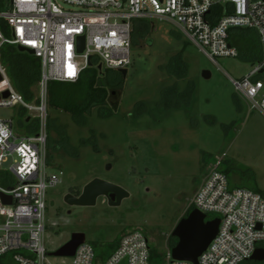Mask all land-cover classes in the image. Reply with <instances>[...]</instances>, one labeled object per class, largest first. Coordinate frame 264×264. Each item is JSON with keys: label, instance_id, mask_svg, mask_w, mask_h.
Returning <instances> with one entry per match:
<instances>
[{"label": "rangeland", "instance_id": "rangeland-1", "mask_svg": "<svg viewBox=\"0 0 264 264\" xmlns=\"http://www.w3.org/2000/svg\"><path fill=\"white\" fill-rule=\"evenodd\" d=\"M134 26L131 65L119 88L108 90L104 109L94 108L75 120L48 107L49 120L65 133L61 144L60 136L48 131L53 140V150L48 151L51 170L62 173L61 183L46 191L49 253L73 233H83L94 249L95 264H102L99 255L110 243L139 229L149 239L152 261L166 264L173 229L190 208L209 163L222 153L226 158L220 171L229 190L247 189L264 196V114L232 85L256 65L240 55L251 39L236 38L238 57L212 61L170 20L146 18ZM4 32L11 37L8 28ZM11 47L21 57L31 56ZM176 56L188 65L186 77L169 74ZM204 72L210 77L204 78ZM109 75L113 73L105 77ZM259 79L264 85V75ZM33 90L34 94L37 85ZM262 98L264 88L257 100ZM164 99L175 104L168 108ZM0 120H12L18 129L23 125L17 108H0ZM93 179L116 185L129 197L115 207L100 197L95 206L76 207L67 215L63 195L82 190ZM214 218L217 215L206 217ZM61 261L50 256L51 263Z\"/></svg>", "mask_w": 264, "mask_h": 264}, {"label": "built area", "instance_id": "built-area-1", "mask_svg": "<svg viewBox=\"0 0 264 264\" xmlns=\"http://www.w3.org/2000/svg\"><path fill=\"white\" fill-rule=\"evenodd\" d=\"M218 6V13L212 9ZM172 21L209 59L236 58L230 45L233 29L256 32L261 59L239 81L235 91L264 114V0H0V22L11 32L3 44L33 50L40 61V79L32 101L18 94L0 64V108L20 110L23 125L0 120V258L12 264H95V252L86 241L74 256L51 263L45 248L46 191L61 183L62 173L51 170L47 86L49 82L75 83L90 67L127 70L134 22L140 19ZM84 48L78 53V39ZM263 71L262 74L260 72ZM7 93L5 98L2 97ZM222 153L209 163L207 176L190 207L206 216L217 215L216 237L197 264H242L255 250H264V196L247 189L229 190L220 171ZM150 242L139 229L123 234L115 251L102 264H151ZM59 258V257H57ZM166 264H192L172 260Z\"/></svg>", "mask_w": 264, "mask_h": 264}, {"label": "trees", "instance_id": "trees-1", "mask_svg": "<svg viewBox=\"0 0 264 264\" xmlns=\"http://www.w3.org/2000/svg\"><path fill=\"white\" fill-rule=\"evenodd\" d=\"M220 7L215 6L212 11L218 13ZM135 27V26H134ZM0 28L4 34L6 28L5 24L0 22ZM249 30L233 29L229 32V43L237 50L239 42L236 38L243 36L250 38L248 42L244 44L243 59H246L252 63H257L261 59L260 45L255 33L250 36L247 32ZM146 34V33H144ZM132 36V44H133ZM12 45L3 44L0 48V64L5 69L6 76L9 79L11 85L15 91L20 94L25 101L29 102L33 99V89L36 87L40 79V61L35 56L21 57L12 47ZM171 63L173 69L169 74L175 77L182 78L187 76L188 65L182 62V60L176 56ZM178 67V69L174 68ZM169 66H167L168 69ZM173 70V71H172ZM181 71V72H180ZM108 73H113L110 77H105ZM122 82V75L117 71H109L99 69L98 66L90 67L86 69L80 75L79 79L75 83H63V82H49L47 86V102L48 107L60 110L70 114L75 120L84 119L86 114H89L94 108H98L100 111L105 108L108 98V90L119 88ZM171 88V87H170ZM189 88L193 86L190 84ZM189 88L187 91H189ZM191 92V89H190ZM180 97V96H179ZM162 104L170 108L175 103L167 102L165 99ZM179 104V103H178ZM53 129L61 138V144L65 133L63 129H57L51 120L48 122V131ZM193 210L190 207L184 218ZM208 220V219H206ZM119 243V239H116L110 243L107 250L101 253L100 259L104 263L107 258L115 251ZM177 240L173 237L169 238L168 245L170 250L176 245ZM153 251L150 249V262L153 261ZM0 264H12L10 256H4L0 258Z\"/></svg>", "mask_w": 264, "mask_h": 264}, {"label": "water", "instance_id": "water-1", "mask_svg": "<svg viewBox=\"0 0 264 264\" xmlns=\"http://www.w3.org/2000/svg\"><path fill=\"white\" fill-rule=\"evenodd\" d=\"M83 48L84 38L80 37L78 39V53H81ZM17 49L19 52L34 56L33 50H28L19 46ZM98 68L100 69V67ZM118 73L125 78L127 71L123 69L119 70ZM262 73L263 71L260 72V74ZM203 77L209 78L210 76L208 73L204 72ZM6 96L7 93L2 95L3 98ZM100 197L105 198L109 206L115 207L118 206L123 199L128 198L129 194L116 185L99 179H93L83 187L78 197L66 195L65 202L71 207H92L96 205V201ZM51 206H53V203H51ZM206 217L205 214L193 209L187 217L182 218L177 223L171 234V236L177 240L176 245L170 250L172 260L197 264L198 258L216 237L220 224L219 218L206 220ZM85 241L86 239L83 233H73L67 243L56 251L49 253V256L59 258L73 257L78 246ZM250 261H264V250H255Z\"/></svg>", "mask_w": 264, "mask_h": 264}, {"label": "flooded vegetation", "instance_id": "flooded-vegetation-1", "mask_svg": "<svg viewBox=\"0 0 264 264\" xmlns=\"http://www.w3.org/2000/svg\"><path fill=\"white\" fill-rule=\"evenodd\" d=\"M49 132L50 133H53V129H51ZM59 143H61V142H59ZM47 149H48L49 152L53 150V140H52V137L50 135H49V139H48V142H47ZM81 191L82 190H80V191L70 190V191L66 192L63 195V197H62V205L66 207L65 210H64V212L67 215H70L72 213V209L73 208H76V207H71V206L67 205V203L65 202V196L66 195H70L72 197H78L81 194ZM51 203H53V206H54V202H51ZM248 262H251L252 263V261H248ZM248 262H246V263L249 264Z\"/></svg>", "mask_w": 264, "mask_h": 264}, {"label": "crops", "instance_id": "crops-1", "mask_svg": "<svg viewBox=\"0 0 264 264\" xmlns=\"http://www.w3.org/2000/svg\"><path fill=\"white\" fill-rule=\"evenodd\" d=\"M249 31H253V30H249ZM255 33V35L257 36L256 32L253 31ZM258 38V37H257ZM234 47V46H233ZM238 51V50H237ZM239 56V55H238ZM243 95V94H242ZM244 96V95H243ZM246 99V98H245ZM204 182V181H203Z\"/></svg>", "mask_w": 264, "mask_h": 264}]
</instances>
